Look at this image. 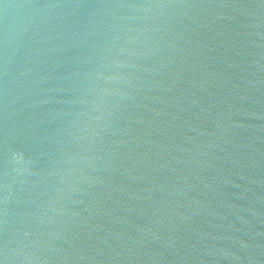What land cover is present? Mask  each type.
<instances>
[{
	"label": "water",
	"instance_id": "1",
	"mask_svg": "<svg viewBox=\"0 0 264 264\" xmlns=\"http://www.w3.org/2000/svg\"><path fill=\"white\" fill-rule=\"evenodd\" d=\"M0 264H264V0H0Z\"/></svg>",
	"mask_w": 264,
	"mask_h": 264
}]
</instances>
